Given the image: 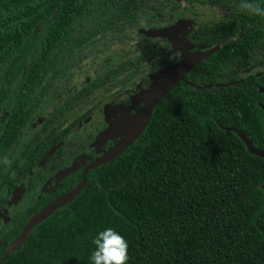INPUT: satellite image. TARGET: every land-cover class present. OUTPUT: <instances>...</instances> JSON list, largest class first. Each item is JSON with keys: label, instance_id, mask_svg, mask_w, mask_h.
I'll list each match as a JSON object with an SVG mask.
<instances>
[{"label": "trees", "instance_id": "trees-1", "mask_svg": "<svg viewBox=\"0 0 264 264\" xmlns=\"http://www.w3.org/2000/svg\"><path fill=\"white\" fill-rule=\"evenodd\" d=\"M197 1L223 3L228 15L211 27L210 44L238 29L242 37L194 68L185 77L191 84L173 86L137 139L88 171L78 195L36 224L0 264H93V240L109 227L128 242L127 264H264V159L226 130L240 131L264 151L256 81L232 84L237 80L230 77L264 48V17L243 11L241 0ZM156 2L0 0V75L8 79L0 86L1 103L7 82L15 85L0 129V192H10L51 146L28 151L27 143L22 164L9 153L46 95L87 55L84 44L106 31L116 42L143 14L154 15ZM79 181L78 173L70 174L60 193ZM55 198L40 195L13 215L0 230V258Z\"/></svg>", "mask_w": 264, "mask_h": 264}, {"label": "flooded vegetation", "instance_id": "flooded-vegetation-1", "mask_svg": "<svg viewBox=\"0 0 264 264\" xmlns=\"http://www.w3.org/2000/svg\"><path fill=\"white\" fill-rule=\"evenodd\" d=\"M181 5H184L182 9ZM153 10L154 15L143 14L134 27L122 30L116 42L108 36L109 31L89 40L84 44L87 55L46 95L9 153L11 160L19 158L22 164L25 159L20 155L27 148V143L28 151L33 147L39 150L43 144L51 143V146L10 192L6 188L0 192V199H3L0 230L9 225L15 213L32 204V199H38L40 195L62 196L60 191L70 174L78 173L80 183L82 174L85 177L88 171L110 162L92 166L124 138L125 122L142 106L146 93L159 82L166 70L195 54L212 51L179 81L191 84L185 77L194 68L222 48H231V44L243 35L238 29L230 37H219L217 42L210 44L213 42L211 27L228 16L223 3L211 7L197 0H157ZM200 10L219 17L209 14L199 18L197 12ZM178 13H183L184 22H177ZM132 35L139 38L133 39ZM37 45L36 42L34 48ZM260 50V54L251 57V66L230 73V77L237 80L232 84L255 79L254 86L260 94L257 105L264 115V48ZM125 64L132 68H125ZM77 73V86L66 87ZM7 83L10 92L7 91L5 100L0 102V129L7 100L13 96L15 88L14 83ZM30 180L34 185H28ZM21 193L27 200L19 209L12 211L15 207L9 208L7 197L15 196L16 204V196ZM6 212L10 214L5 216Z\"/></svg>", "mask_w": 264, "mask_h": 264}, {"label": "water", "instance_id": "water-1", "mask_svg": "<svg viewBox=\"0 0 264 264\" xmlns=\"http://www.w3.org/2000/svg\"><path fill=\"white\" fill-rule=\"evenodd\" d=\"M212 51L198 53L182 61L179 65L172 69L166 70L164 76L159 80L157 84H154L151 89L146 93L142 106L138 111L132 115L124 124L125 130L124 138L110 149L100 160L96 161L92 166L95 167L106 161H112L123 150L129 147L137 137L142 133L147 123L150 120L151 114L157 103L172 89V87L182 80V77L199 61L208 57ZM200 89V88H199ZM226 130L233 132L244 144L246 150L251 155L264 159V151H258L254 149L250 143L246 140L243 134L234 129L227 128ZM84 174H82L81 182L69 193L56 198L53 202L36 213L22 228L19 236L8 246L5 254L0 258V262L4 261L7 256L19 249L20 245L24 241L26 234L39 222L47 218L52 214L54 210L62 207L66 203L70 202L75 196L78 195L80 189L84 186Z\"/></svg>", "mask_w": 264, "mask_h": 264}, {"label": "clouds", "instance_id": "clouds-1", "mask_svg": "<svg viewBox=\"0 0 264 264\" xmlns=\"http://www.w3.org/2000/svg\"><path fill=\"white\" fill-rule=\"evenodd\" d=\"M239 6L249 15L264 17V6L260 3L253 0H241ZM2 163L10 167L12 161L5 156ZM93 243L96 245V250L91 257L93 264H127L130 258L128 242L113 228L109 227L99 232Z\"/></svg>", "mask_w": 264, "mask_h": 264}, {"label": "rangeland", "instance_id": "rangeland-1", "mask_svg": "<svg viewBox=\"0 0 264 264\" xmlns=\"http://www.w3.org/2000/svg\"><path fill=\"white\" fill-rule=\"evenodd\" d=\"M183 6L184 5H181V9L183 8ZM214 15V16H216L217 14H213L212 12H209L208 13V11H203V10H200V11H198L197 12V15H198V17L199 18H205V17H208V16H210V15ZM182 15H183V13H178L177 14V22H180V23H182V22H184V19H183V17H182ZM217 18L219 17V16H216ZM180 20H182V21H180ZM138 36V35H137ZM131 37H133V39L134 38H136V39H138L139 38V36L138 37H135V36H131ZM90 66V65H89ZM88 70H91V68L89 67L88 68ZM84 72V71H83ZM3 73H4V71L1 73V75H0V86L1 85H5L4 84V81L5 80H7V77H5L4 75H3ZM79 73H77V74H75L74 75V77L72 78L73 80H72V82H71V84L70 85H66V87L67 86H71V85H73V86H77V84H78V81H79ZM82 79V78H81ZM80 79V80H81ZM67 83H68V81H67ZM70 83V82H69ZM4 195V192H2V194H1V196H3ZM15 197V196H14ZM14 197L13 196H8L7 197V201H8V204H9V208H12L13 206L15 207V208H13V209H11L12 211H14V210H17V209H19L20 207H21V205L27 200V197H26V195H24L23 193H21V194H17V196H16V200H17V203L15 204V202H14ZM21 200V201H20ZM20 201V202H19ZM11 212V211H10ZM10 213L8 212H6V215L5 216H8ZM1 220H2V218H0V225H1Z\"/></svg>", "mask_w": 264, "mask_h": 264}]
</instances>
